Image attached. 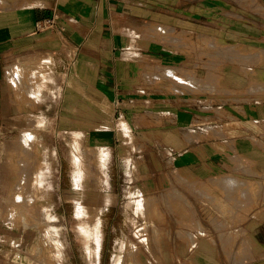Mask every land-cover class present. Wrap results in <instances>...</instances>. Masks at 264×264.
Segmentation results:
<instances>
[{
	"label": "crops",
	"instance_id": "obj_1",
	"mask_svg": "<svg viewBox=\"0 0 264 264\" xmlns=\"http://www.w3.org/2000/svg\"><path fill=\"white\" fill-rule=\"evenodd\" d=\"M55 12L63 32L38 31ZM45 58L60 89L54 130L84 133L144 176L263 178L264 0H0L3 117L17 115L6 86L13 66ZM15 229L0 220V264L27 248ZM249 236L257 256L246 264H264V218ZM14 237L22 244L7 242ZM192 262L222 264L209 248Z\"/></svg>",
	"mask_w": 264,
	"mask_h": 264
},
{
	"label": "rangeland",
	"instance_id": "obj_2",
	"mask_svg": "<svg viewBox=\"0 0 264 264\" xmlns=\"http://www.w3.org/2000/svg\"><path fill=\"white\" fill-rule=\"evenodd\" d=\"M206 46L207 44L205 48ZM233 50L231 47L232 55L235 54ZM45 59L49 61L42 59L38 66H13L6 86L10 107L17 115L3 117V100L0 101V220L18 228L13 230L17 234L23 231L25 240L29 241L23 255L10 259L9 264H91L76 215L78 189L74 180V140L79 139L80 146L88 154L86 157L92 156L99 146H88L84 133H62L52 128L56 124V118L48 116V112L55 113L60 89L54 85L52 60ZM165 71L174 74L172 69ZM26 79L32 80V83ZM199 82L205 87L210 84L206 79ZM40 84L45 85L44 89ZM1 89L3 90V79ZM24 130L38 136L40 133L39 138L43 141L45 139L39 144L37 157L39 167L44 168L43 179L49 186L46 200L49 202V213H52L50 219V215L45 213L37 215L35 208L27 203H14L15 195L12 192L16 190L12 188L13 183L10 181H16L19 174L14 170L11 172L10 169L18 168L16 160L24 152L20 141ZM18 142L21 148L17 145ZM47 146L48 150H45ZM17 149L21 150L20 153ZM108 151L110 152L109 148ZM16 154L18 157H15ZM91 156H83L82 160L87 165L90 177L88 188L93 190L98 173ZM125 157L127 156H108L106 162L107 184L104 192L107 194V204L101 212L99 264H115L117 259L121 260V264H140L143 260L145 261L142 264H193L192 256L200 253L203 248L215 251L222 264L251 263L253 257L257 256V248L249 236V231L264 218V176L252 180L227 174L198 178L170 168L155 170L144 176L137 163H132ZM3 168L10 173H5ZM13 172L17 175L14 173L11 176ZM4 174L6 177L9 175L6 178ZM4 177L5 182L8 179L6 184ZM229 177L246 184L251 182L248 184L249 192L242 193L237 186L236 190L234 187L224 188L225 178ZM46 200L41 203L46 204ZM141 201L145 203V211L140 208ZM11 204L16 205L13 208ZM14 214L22 222L23 216L28 217L27 222L24 220L22 223ZM47 226L49 230L46 229ZM45 229L46 232L51 231V235L61 243L62 259L53 258L42 243V231ZM6 240L17 246L22 244L23 237ZM49 246L51 247L50 241ZM141 255L142 260L139 258Z\"/></svg>",
	"mask_w": 264,
	"mask_h": 264
},
{
	"label": "bare ground",
	"instance_id": "obj_3",
	"mask_svg": "<svg viewBox=\"0 0 264 264\" xmlns=\"http://www.w3.org/2000/svg\"><path fill=\"white\" fill-rule=\"evenodd\" d=\"M15 68L16 67H14V69ZM14 73H16V72H14ZM23 74L24 73H22V75ZM26 75H28V74L26 73ZM26 75H25V77H26ZM26 80L29 81V79H26ZM30 81L29 82L32 83V80H30ZM27 84L28 83L26 82V85ZM40 85L44 89L45 85H43V84H40ZM43 89H41V90H43ZM23 90H22V92H23ZM17 93H18V91H17ZM18 96L20 97L21 95L18 94ZM27 127H25V128H27ZM37 128H39V127H37ZM31 129H32V127H31ZM33 129H34V127H33ZM22 134L23 135H22V138L20 140V141H22V144H23V145L20 144L22 146V148H21V146L18 145L19 142L17 143V145L21 149H23L24 152L23 153L21 152V154L19 155L20 157H18L17 154H19L21 150L17 149V151L19 150V153L17 152V154L15 155V157L17 156L19 158L18 159L19 161L16 160V163H18V168L17 169H13V167H11L12 169L9 168L10 171L14 170V171H16L19 174L18 177L16 176L18 178V179L16 178V181H13V182L10 181L11 183H13V185H11L12 188L14 187V189L16 190V192L15 191L12 192L15 195V197H14L15 199L13 198L14 199V203L22 202V203H27V204L31 205L32 207L35 208V211L37 212V215H38V213L40 215L43 214V213H45L47 216L50 215V214L52 215V213H49L50 212L49 211L50 210L49 202H48V200H46L48 198L47 197V193H48V187L49 186H48L47 181H45V179H43L44 176H42V175L43 174L45 175V172L43 173L44 168L42 166L39 167L40 162L38 161V157H37L39 155V151H38L39 144L41 143V141L44 142L45 139H44V141L41 140L39 138L40 133H39V136H38L36 133L30 132L29 130L22 131ZM78 140L79 139L74 140L75 141L74 142L75 143V145H74L75 148H74V154H73V159H74V164H75L74 165V172H75L74 180H75V183L77 185L76 187L78 189V198H77L78 200H77V203H76L77 204V206H76V215H77V217L79 219V223H78L79 225L78 226H79L80 235H81L82 241L84 243L86 252L89 255V258L91 260V264H99V251H100L99 248H100V243H101L100 242V229H101V222H102L101 221L102 220V217H101L102 213L101 212L103 211L105 205L107 204V194L104 192V187L107 184L106 183V178L107 177L105 178V176H106L105 174H107L106 173V162H107V159H108V156H109L110 152L108 151V148H106L105 146L104 147L99 146L97 151L92 155L94 160L92 158L91 159L97 165V170L96 169L95 170H96V173H98V175L97 174H96L97 176L95 175L96 176V178H95L96 182L94 184L95 188H93V190H91V189L88 188L89 187V179H90V177L88 175L87 165L84 164L85 162L82 160V158L86 157V155H88V154H86L84 152V150L82 149L84 147L80 146V143H79ZM80 140H81V138H80ZM15 143H16V141H15ZM18 146L16 148H19ZM23 146H24V148H23ZM45 150H48V146H47V148ZM14 152H15V150H14ZM92 153H93V150H92ZM13 156L14 155H12V157ZM89 156H91V155H89ZM89 156H87V157H89ZM13 159H14V157H13ZM13 159H12V161H13ZM41 159H43V157ZM12 163H14V162H12ZM14 165H16V164H14ZM44 165L47 166V164H44ZM14 168H15V166H14ZM6 169H8V168H6ZM7 171H9V170H7ZM7 171L5 170L4 172L5 173H10V171L9 172H7ZM16 172H13V174L11 176H13L14 173L16 174ZM4 175L6 177V174H4ZM8 175H7V177H8ZM6 178L4 179V182H5ZM11 179H13V178H11ZM7 181H8V179H7ZM7 181L5 182V184L7 183ZM225 181L226 182H224V183L222 182L224 185L225 184L227 185V186L225 185L226 187L224 185H222V186H224V188H227V187L232 188V187H234L235 190H236L235 186H237L238 187L237 189L241 188L242 193H246L245 191L249 192V190H248L249 189V185L248 184L251 183V182H247L248 184H246V183L234 181L232 179L231 180L228 179V180H225ZM219 183H217V184L220 185ZM238 184H239V186H238ZM243 190H244V192H243ZM9 194L11 195V190H10ZM48 196H50V195H48ZM44 200H46L48 205H47V203L46 204L41 203V202H44ZM7 204H5V205L8 206L9 204L8 205ZM11 205H12L11 207H13L16 204H14V205L11 204ZM144 206H145V203L143 201H141L140 208H143L144 211H145L146 209L144 208ZM3 207H5V206H3ZM9 208H8V210H9ZM22 208H23V206H22ZM16 212L17 211H15V214H17ZM10 213H12V212H10ZM15 214H14V217H16ZM51 215H50V217L48 219L52 218ZM7 216L9 217V214ZM36 216H35V218H36ZM8 217H7V219H9ZM40 217H42V216H40ZM10 218H12V217H10ZM16 218L19 219L18 217H16ZM23 219L27 222L28 217L23 216L22 220ZM43 219H45V218H43ZM24 220H23V222H24ZM19 221H21V219H19ZM39 221H42V220H39ZM13 222L16 223L15 221H13ZM27 224L25 223V225H27ZM29 226H31V224ZM46 229L49 230L48 226H47ZM46 229H45V231H42V236L40 235L42 237V241L43 242L41 241V239H40V241L42 243H44V246L46 245L45 246V247H47L46 250L49 252L50 255H52L53 258H56L57 260H60L63 257L62 256V251H61V248H60V244L61 243H59V240L56 237L51 235V231H49V232L47 231L46 232ZM49 241L51 242V247L49 246ZM139 258L140 259L143 258L142 255ZM140 259H138V261ZM143 261H145V260H143ZM143 261H142V263H143ZM139 262H141V261H139ZM142 263H140V264H142ZM148 263H149V261H148ZM115 264H121V260L117 259L115 261ZM135 264H138V263H135ZM144 264H147V263L145 262Z\"/></svg>",
	"mask_w": 264,
	"mask_h": 264
},
{
	"label": "built area",
	"instance_id": "obj_4",
	"mask_svg": "<svg viewBox=\"0 0 264 264\" xmlns=\"http://www.w3.org/2000/svg\"><path fill=\"white\" fill-rule=\"evenodd\" d=\"M60 14L55 12L51 17L44 18L37 22L36 28L38 31L55 29L63 32L64 27L59 24Z\"/></svg>",
	"mask_w": 264,
	"mask_h": 264
}]
</instances>
